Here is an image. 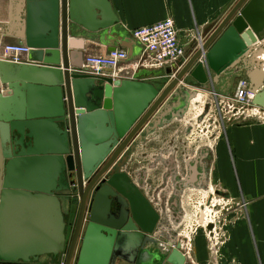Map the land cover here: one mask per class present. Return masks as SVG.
<instances>
[{"label":"water","instance_id":"obj_1","mask_svg":"<svg viewBox=\"0 0 264 264\" xmlns=\"http://www.w3.org/2000/svg\"><path fill=\"white\" fill-rule=\"evenodd\" d=\"M14 2L18 35L32 49L28 62L0 60V264L38 260L51 248L40 235L46 237L56 219V238L51 234L48 244L57 240L52 251L58 264H137L158 245L163 216L127 167L157 129L185 119L199 90L215 91L214 76L242 65L255 50L264 33V0H238L196 53L154 82L71 69L70 36L94 39L116 29L109 0ZM35 15L43 24H32ZM123 45L130 48L114 42L109 50ZM262 63L257 60L251 73L250 91L253 103L264 107ZM204 148L206 176L210 156ZM189 164L188 179L174 184L175 197L190 187ZM61 197L79 201L68 240ZM182 212L167 214V226L180 225ZM165 242L157 253L160 264H189L187 237Z\"/></svg>","mask_w":264,"mask_h":264},{"label":"crops","instance_id":"obj_2","mask_svg":"<svg viewBox=\"0 0 264 264\" xmlns=\"http://www.w3.org/2000/svg\"><path fill=\"white\" fill-rule=\"evenodd\" d=\"M14 1L17 0H0V45L3 43L28 45L25 38L18 35L21 32V20L18 18L19 6ZM109 1L119 19L116 29L109 30L104 34L99 32L94 39L82 35L70 36L71 42L68 52L71 69L79 71L87 54H108L110 52L109 48L116 42L130 46V48L126 45L117 47L127 50L128 58L122 64L124 66L130 65V67L122 72L120 77H113L115 71L112 68H106L101 75L111 76L114 79H127L138 75L140 80L154 82L159 79V76L167 75V69L173 67L180 60L162 67H132L131 65H134V63L142 59H149L154 54L148 51L145 45L133 35V30L168 17L173 18L179 40L185 48V54L192 55L200 49L202 43L218 27L238 0ZM38 16L33 17L32 24H43V16ZM101 39L104 42H101ZM251 56L248 55L242 65L239 64L231 68L221 76H214L215 86L210 89L215 88L216 91L220 92L219 95L212 98L218 104V117L221 121L216 135L212 134V138L208 139L202 136L201 141L199 144H195L196 148H194V145H185L187 143L186 139L179 135L177 130L181 132L182 129L180 128L182 127H178L175 123L180 121L172 122L150 135L149 141L139 146L138 152L133 156V161L128 166L133 181L138 185H143L149 197L153 191L160 188L164 183L163 190L171 194L174 191L176 181L188 179L189 173L187 171H189L188 162L190 159H193L190 162L193 166L189 164V168L190 166L194 167V172L190 177L191 183L187 190L206 192L209 188L213 191L218 188L227 193L224 196L214 194L218 195L220 199L227 200L228 205L231 204L233 208L226 206L221 209V212L225 210V214L217 220L218 226L215 235L211 239L210 252L207 249L208 244L206 242L202 240L195 242V240L187 238L186 249L190 260L189 264H264V123L257 121L255 118H247L244 115L229 112L225 105L222 106V100L226 99L235 90L240 79L247 78L250 87L253 85L254 81L251 80V73L258 68V64L257 61L251 63L248 60ZM28 60L29 56L27 57ZM199 91L206 92L207 96L210 97V90ZM189 126L191 125L185 124V137L192 135ZM168 132L170 134L166 135ZM152 140L154 142L158 140L161 146L150 149L148 144H151ZM146 144L148 147L145 149ZM204 147L208 148L207 152L210 156L206 176L203 175V154L206 152L203 150ZM178 150L185 154L183 153L180 156ZM195 159L196 161H194ZM139 160L143 161L138 163ZM136 162L137 165H135ZM143 170L147 171L144 176L141 173ZM157 171L159 173L155 174ZM203 184L208 186L203 187ZM208 192L206 194L210 196ZM211 198L213 199V197ZM60 199L61 216L65 223L64 234L66 240H68L72 233L69 234L70 231H67L69 226L67 219L70 218L73 221L75 217L77 218L79 201L73 200L70 202L64 197ZM69 202L71 206H68ZM210 207H215V205L212 204ZM209 211L211 210H207L205 222L207 216L210 215ZM225 215L229 219L228 222L225 221ZM166 217H168L167 214ZM56 222L57 219L55 224L49 227L46 237H43V234L40 235L41 243L47 244L45 246H51V248H44L45 251L43 250L38 259L39 263H36L37 260L32 259L26 264H58L59 256H55L52 251L53 246L57 244V240L55 243L48 244L51 234V239L56 238L58 228ZM171 224L168 225L170 231L167 229L168 233L165 234L168 238L167 241H179L178 236L175 237L171 233L173 228ZM156 235L160 238L164 234L159 229ZM158 244L164 246L161 238ZM191 247H195L194 252L196 254L192 253L193 249ZM157 250V245H151V248L142 254L137 264H160L157 256H154ZM63 261L65 260L63 259Z\"/></svg>","mask_w":264,"mask_h":264},{"label":"built area","instance_id":"obj_3","mask_svg":"<svg viewBox=\"0 0 264 264\" xmlns=\"http://www.w3.org/2000/svg\"><path fill=\"white\" fill-rule=\"evenodd\" d=\"M133 35L141 41L146 49L153 52L149 59H142L131 65L140 67H162L183 59L185 48L180 42L178 31L173 18H166L156 23L145 25L133 30ZM31 47L25 44L3 43L0 45V60L12 63H25L31 51ZM128 58L125 48H116L106 55L87 54L79 72L91 75H101L106 68H112L113 77L122 76L129 66L122 63ZM214 96L219 95L213 91ZM253 94L250 91V82L247 78L240 79L234 95L222 100V105L229 112L244 115L247 118H255L264 123V107L253 103Z\"/></svg>","mask_w":264,"mask_h":264},{"label":"rangeland","instance_id":"obj_4","mask_svg":"<svg viewBox=\"0 0 264 264\" xmlns=\"http://www.w3.org/2000/svg\"><path fill=\"white\" fill-rule=\"evenodd\" d=\"M262 35H263L262 36V43L259 46L264 44V33ZM254 55H259L261 57H264V47L259 48V49L255 48L252 56H254ZM262 62L263 61H261V64H263ZM0 86H1V82H0ZM235 90H236V88H235ZM235 90L231 94H229V96L234 95ZM209 92L208 93H209L210 97L207 96L206 92L199 91L198 94H200L202 96V98L201 99H197V98L192 99L191 104H190V107H191L190 111L185 116V119L180 121L179 123H175V125L177 124L178 127H182V128H180V129H182L181 132H179V130H177V131H178L179 135H182L184 137V139H186L187 143L185 145H189V144L194 145V148H196V145L199 144L202 136L205 139L206 138L208 139V138H212V136H211L212 134L216 135L218 133V131H217L218 126H220V123H221L220 118L218 117V115H219V109L217 107L218 104H216L212 98V97H214L213 92L212 91H209ZM218 94H220V92H218ZM193 100H195V101H193ZM205 105L208 106L207 110H205ZM221 109H222V107H221ZM201 115H203V116H201ZM200 117H202V121H199ZM197 118H198V120H197ZM185 124L191 125L189 127H191L190 131L192 132V135L189 137L188 136L185 137L186 136L185 135L186 133L184 132ZM173 131H174V129H173ZM161 134H164V133H161ZM161 134H159V135H161ZM168 134H170V133L168 132L166 135H168ZM161 137H163V135H161ZM148 146L150 149H154V148L160 147L161 143L158 142V140H157L155 142L154 141L151 142V144H148ZM148 146L146 144V146H144V148L146 149ZM183 148L185 149V147H183ZM141 151H144V150H141ZM177 152L180 156L183 155V153H184V152L181 153V151H179V150ZM137 157H139V156H137ZM141 161H143V160H139L137 162L140 163ZM137 162H136V164H138ZM132 166H133V163H132ZM157 173H159V171H157L155 174H157ZM206 193L207 192H203L202 190L187 191V193L185 195V204H186L187 210L185 213V218L182 221L183 223L180 224L181 225V227H180L181 233L179 234V236L184 235L185 237L190 238L193 241L195 240V242H197L199 240L206 242L208 244L207 249H209V252H210V244H211L212 234L210 233L209 226L212 225V222H217L219 217L222 218V215L225 214V212H224L225 210H223V212H221V209H223L226 206L231 208L232 206H231V204L228 205L229 202L227 200L220 199L218 195H213L212 196L213 199L212 198L209 199V196ZM187 195H190L191 198H188ZM212 204H214L215 207H210ZM233 205L235 206V204H233ZM68 206H71L70 202L68 203ZM207 208H209V210H211V211L208 212V213H210V215L207 217V220H206L205 224L203 225L201 222V219H200V216H202L201 211L202 210L206 211ZM218 210H220V211H218ZM162 215H164V213H162ZM224 218H225V221L229 220L226 217V215ZM75 219H76V217H75ZM67 220L69 223L68 224L69 226L67 227V231H70L69 234H71L72 230H73L71 224H73L74 221H71L70 218H68ZM163 221H167L166 215H164L162 222ZM70 237L71 236H69V239H70ZM175 237H177V235H175ZM191 248L193 249L192 253L196 254L194 252L195 247H191ZM189 263H190V260H189Z\"/></svg>","mask_w":264,"mask_h":264},{"label":"flooded vegetation","instance_id":"obj_5","mask_svg":"<svg viewBox=\"0 0 264 264\" xmlns=\"http://www.w3.org/2000/svg\"><path fill=\"white\" fill-rule=\"evenodd\" d=\"M13 145V144H12ZM133 161V159L131 160V162ZM131 162L129 163V165L128 166H130V164H131ZM135 165H137L136 163H135ZM132 168V167H131ZM134 169V168H133ZM132 170V169H131ZM135 170V169H134ZM133 170V171H134ZM129 171H130V168L128 167V169H127V172L129 173ZM129 175L132 177V175L129 173ZM207 183V182H206ZM208 184V183H207ZM203 187H206V186H208V185H206V184H203L202 185ZM210 189V188H209ZM207 190V191H211V193H209L208 192V194H210V196H209V199L212 197V195H214V194H219V195H223L224 196V194L225 195H227V193L226 192H224L223 190H221V189H218V188H216L215 189V191H213V190ZM187 191H195V190H187ZM206 191V192H207ZM187 193V192H186ZM186 193L184 194H182V193H179L178 194V197H175V193L174 194H172V196H171V194L168 192V191H166L165 192V190H162V191H160L158 194H154V192L152 193V195H150V197L148 196V194L146 193V196L150 199V201H152V202H154V207L156 208V210H158L161 214L162 213H164V215H166V214H169L170 212H173V210L175 209L177 212L178 211H183L182 213H183V219L185 218V213H186V204H185V195H186ZM187 197L188 198H191V196L190 195H187ZM164 215H162L163 217H161V221L159 222V226H158V228H157V231H156V234H158V230L159 229H161L162 230V233L164 234V235H162L163 237H160L161 239H162V241L165 243V244H167L165 241L168 239L167 238V236L165 235V234H167L168 233V231H167V229H168V226H167V223H168V220H169V218L167 217V221H163L162 222V219L164 218ZM183 219H181L180 221H179V224H182L183 222ZM76 220V219H75ZM75 220H73L74 222H75ZM173 224L175 225V222L173 221ZM199 224V223H198ZM172 225V224H171ZM181 225H178L177 227H175V226H173V228L171 229L172 231H171V233L173 234V235H177V236H179V234L181 233L180 232V230H181ZM216 227H217V224H216V222H212V225H210L209 226V230H210V233L212 234V236H214L215 235V230H216ZM169 230V229H168ZM170 231V230H169ZM180 236H183V235H180ZM179 236V237H180ZM158 237V236H157ZM179 237H178V239H179ZM159 238V237H158ZM159 241V240H158ZM164 244V245H165ZM158 246V250H160V246H159V244L157 245ZM158 250H157V253H158ZM157 253H154V256H158V254ZM33 259V258H32ZM162 262H163V260H162ZM36 263H39V261L37 260L36 261ZM35 263V264H36ZM13 264H26V262H24V261H18V262H15V263H13Z\"/></svg>","mask_w":264,"mask_h":264},{"label":"bare ground","instance_id":"obj_6","mask_svg":"<svg viewBox=\"0 0 264 264\" xmlns=\"http://www.w3.org/2000/svg\"><path fill=\"white\" fill-rule=\"evenodd\" d=\"M262 43V40H259V42L258 43H256L255 45H254V48H253V50L255 49V48H257V49H259V48H262V47H264V44L263 45H261V46H259V47H256V46H258V45H260ZM254 53V51L250 54V55H252ZM260 55V54H259ZM254 57H255V61H257V60H264V57H261V56H258V55H254ZM258 57V58H257ZM201 99L202 98V96L200 95V94H198L195 98L193 97L192 99ZM193 101H195V100H193ZM193 104V103H192ZM207 210H209V208H207L206 209V211L205 210H202L201 212H202V216H200V219H201V222H202V224L204 225L205 224V218H206V214H207ZM208 217V216H207ZM200 222V221H199ZM181 237H183V236H180V238ZM176 242H178V241H176Z\"/></svg>","mask_w":264,"mask_h":264}]
</instances>
